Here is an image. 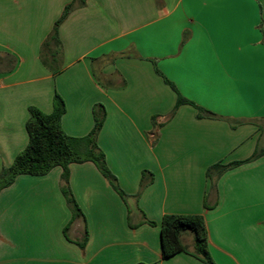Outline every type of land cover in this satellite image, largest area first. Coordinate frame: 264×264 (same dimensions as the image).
I'll use <instances>...</instances> for the list:
<instances>
[{
	"label": "crops",
	"instance_id": "0c3cea01",
	"mask_svg": "<svg viewBox=\"0 0 264 264\" xmlns=\"http://www.w3.org/2000/svg\"><path fill=\"white\" fill-rule=\"evenodd\" d=\"M74 1L0 0V172L27 146L28 108L50 114L56 93L70 137L87 136L93 107H104L96 144L126 197L92 163L70 164L73 217L61 168L18 176L0 192V264H203L162 259L165 215H200L215 264H264V154L213 175L215 185L206 176L264 152V0L75 3L60 53L43 61ZM164 79L210 116L188 104L172 114ZM181 241L193 251L190 232Z\"/></svg>",
	"mask_w": 264,
	"mask_h": 264
},
{
	"label": "trees",
	"instance_id": "16d2710c",
	"mask_svg": "<svg viewBox=\"0 0 264 264\" xmlns=\"http://www.w3.org/2000/svg\"><path fill=\"white\" fill-rule=\"evenodd\" d=\"M85 1L86 0H75L64 8L60 18L53 26L52 32L41 46L40 54L43 61L47 58L48 54L60 53L61 44L58 39V28L68 17L75 3L82 6L85 4ZM164 82L177 94L172 114L179 106L188 104L198 110L199 117L206 115L210 116L208 112L196 107L192 102L184 99L178 94L175 87L168 80L164 79ZM65 111V103L56 93L52 100V112L50 114H44L35 107L28 108V119L25 124L28 143L26 148L15 157L13 163L9 167L2 168L0 172V192L9 187L18 176H44L53 168L59 167L62 170L61 193L72 216L76 217L81 215V211L68 185L69 165L73 163L81 164L90 162L108 181L113 190L125 200L126 195L118 187L116 178L106 166L104 154L98 149L96 144V137L102 127L105 117L104 107L101 105L93 107L92 114L94 126L92 131L83 138L70 137L64 133L61 128V119ZM155 142L156 138L152 141V144ZM263 154V151H255L247 160L234 162L228 165L216 164L207 170L206 176L212 180V185H215L216 181H213V175H215L217 179L227 170L251 162ZM144 177L145 173L142 175L140 188L144 185ZM147 223L154 225L152 222ZM130 227H134V225L130 224ZM187 230L192 234V252H189L181 241L183 232ZM160 238L162 259H168L176 254L185 253L197 258L203 264H215L208 250L207 230L204 220L200 215L163 216L160 223ZM84 241L79 243L81 248L84 246Z\"/></svg>",
	"mask_w": 264,
	"mask_h": 264
},
{
	"label": "rangeland",
	"instance_id": "374dc122",
	"mask_svg": "<svg viewBox=\"0 0 264 264\" xmlns=\"http://www.w3.org/2000/svg\"><path fill=\"white\" fill-rule=\"evenodd\" d=\"M187 232H190L189 230H187Z\"/></svg>",
	"mask_w": 264,
	"mask_h": 264
}]
</instances>
